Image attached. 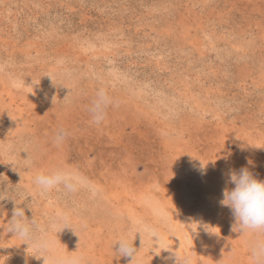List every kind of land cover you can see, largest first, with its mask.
I'll list each match as a JSON object with an SVG mask.
<instances>
[{
    "label": "rangeland",
    "instance_id": "1",
    "mask_svg": "<svg viewBox=\"0 0 264 264\" xmlns=\"http://www.w3.org/2000/svg\"><path fill=\"white\" fill-rule=\"evenodd\" d=\"M242 167L264 181V0H0V264H253L220 204ZM57 170L76 190L34 183Z\"/></svg>",
    "mask_w": 264,
    "mask_h": 264
},
{
    "label": "clouds",
    "instance_id": "2",
    "mask_svg": "<svg viewBox=\"0 0 264 264\" xmlns=\"http://www.w3.org/2000/svg\"><path fill=\"white\" fill-rule=\"evenodd\" d=\"M111 103L110 97L101 89L97 92L89 109L92 122L100 124L106 116V108ZM67 133L61 129L55 142L60 144L64 141ZM228 183L233 184L231 189L223 191L222 206L228 207L235 220V228L239 229L241 235L249 232L264 233V181L255 178L253 173L242 167L239 171L228 172ZM34 183L42 190L49 191L59 185H64L68 190H76L79 179L70 174L57 170L51 173H38L34 177ZM10 232L28 243H35L38 248H46V242L34 239V226L36 221L28 219L23 207H15L12 218L8 221ZM142 240V238H141ZM143 244V241H142ZM116 253L119 256L130 257L131 262L136 259L140 248L134 246V241L129 237L122 236L116 243ZM175 264H192L190 256L178 257L175 252ZM253 264H264V241H259L252 250ZM65 264H80L79 258L73 257L65 261Z\"/></svg>",
    "mask_w": 264,
    "mask_h": 264
}]
</instances>
